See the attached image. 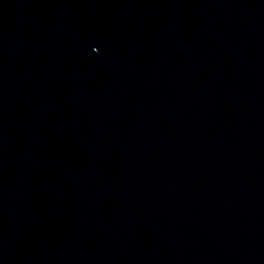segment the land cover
I'll list each match as a JSON object with an SVG mask.
<instances>
[{"label": "water", "instance_id": "1", "mask_svg": "<svg viewBox=\"0 0 264 264\" xmlns=\"http://www.w3.org/2000/svg\"><path fill=\"white\" fill-rule=\"evenodd\" d=\"M0 264H264V0H0Z\"/></svg>", "mask_w": 264, "mask_h": 264}]
</instances>
